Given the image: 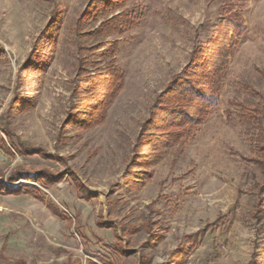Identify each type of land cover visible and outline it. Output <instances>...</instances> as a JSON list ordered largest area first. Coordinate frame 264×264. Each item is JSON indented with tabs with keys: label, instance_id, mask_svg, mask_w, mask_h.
Segmentation results:
<instances>
[{
	"label": "rangeland",
	"instance_id": "1",
	"mask_svg": "<svg viewBox=\"0 0 264 264\" xmlns=\"http://www.w3.org/2000/svg\"><path fill=\"white\" fill-rule=\"evenodd\" d=\"M114 4L102 14L91 0H0V135L53 155L0 145L2 178L43 196L0 194V264H264V166L253 160L264 119L240 116V105L264 107V0ZM234 12L244 27L217 103L190 138L149 158L138 137L157 95ZM120 13L137 23L103 33ZM112 54L122 88L102 122L82 127ZM42 169L62 178L45 187Z\"/></svg>",
	"mask_w": 264,
	"mask_h": 264
},
{
	"label": "trees",
	"instance_id": "2",
	"mask_svg": "<svg viewBox=\"0 0 264 264\" xmlns=\"http://www.w3.org/2000/svg\"><path fill=\"white\" fill-rule=\"evenodd\" d=\"M91 4L95 5L94 11H99L102 14L117 5L114 4V0H91ZM137 21L138 17L133 13L115 14L102 22V32L106 34H122L130 30ZM215 27L213 37L207 41L206 52H200L196 61H190L182 68L179 74L170 80L166 87L157 95L149 116L144 120L142 132L138 139L145 147V154L149 158L156 155L154 151L159 147L165 148L190 138L193 131L206 118L208 110L217 103L224 73L228 65L232 40L241 36L244 24L241 16L234 12L221 18ZM114 49H116V44ZM83 65L84 61L81 60L80 66L82 67ZM106 69L105 75L100 76V81L97 84V105L91 109L90 107L89 109L85 107L82 116L86 117L80 123L82 127L102 122L109 105L122 88L124 72L115 66L113 54L106 65ZM240 106L242 119L251 121H259L261 117L264 119V107H262L261 103L252 108ZM89 110L90 113H87ZM75 118L78 117H72L69 121L78 122ZM0 145L3 151L10 156L15 155L14 151L20 155L41 153L48 157L53 156L50 153H43L37 147L9 146L1 135ZM256 147L261 158L254 157L253 160L264 166V125H261V129L256 136ZM57 158L59 157L57 156ZM15 174L16 171L11 170L7 180L12 182ZM2 175V172H0V194L32 193L38 198H43L42 192L38 187L27 184L12 186L2 178ZM132 176L133 171L130 170L126 179L132 182ZM61 178V174L56 175L48 169H42L37 172V180L45 187ZM75 186L82 192L81 194L84 197L90 198L92 196L91 192L76 180ZM263 204L264 200L259 199L257 211ZM48 207L55 213L68 216L65 212L57 209L51 201L48 203ZM98 224L107 227L113 226L103 221H99ZM123 228L126 229L128 227L123 226Z\"/></svg>",
	"mask_w": 264,
	"mask_h": 264
}]
</instances>
